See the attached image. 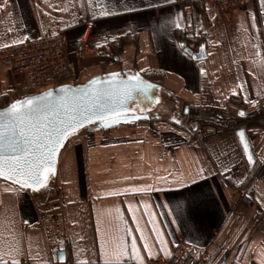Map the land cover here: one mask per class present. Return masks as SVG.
<instances>
[{
	"label": "crops",
	"instance_id": "crops-1",
	"mask_svg": "<svg viewBox=\"0 0 264 264\" xmlns=\"http://www.w3.org/2000/svg\"><path fill=\"white\" fill-rule=\"evenodd\" d=\"M191 24L204 61L185 51ZM59 32L77 84L141 74L174 125L76 136L41 194L0 180V264H164L178 245L205 264H264V0L223 14L198 0L190 18L176 0H0V47ZM37 91L0 65V108ZM184 104L203 112L193 128Z\"/></svg>",
	"mask_w": 264,
	"mask_h": 264
},
{
	"label": "water",
	"instance_id": "water-1",
	"mask_svg": "<svg viewBox=\"0 0 264 264\" xmlns=\"http://www.w3.org/2000/svg\"><path fill=\"white\" fill-rule=\"evenodd\" d=\"M185 51L197 62L206 59L204 45H201L199 51L196 53L188 49H185ZM93 81L95 83H92ZM100 89L109 92L110 95L94 104L92 97L95 96L96 90ZM49 93L51 95H48ZM35 97H45L46 99L41 101V103L47 104L50 101L55 108V111L49 114V120L46 123L52 126L67 128L68 131V134L60 138L58 143H56L55 136H53L51 141L41 137L44 143L48 145L47 148L43 149L50 169L46 173L48 179L43 184H35L29 181L28 185H24L23 179L25 178L13 172L10 167H5L2 170L3 175H0V179L4 182L34 194H41L54 184L58 177V168L62 153L66 149L70 138L86 129H102L108 132L120 125L150 120L174 125L169 119L162 118L158 114L159 108H162L164 105L162 87L150 82L141 74L134 72L118 71L106 73L84 83L62 84L17 101ZM11 104L0 108V112L7 111ZM241 112L245 115L240 116L239 113ZM202 113L192 105L184 104L181 116L187 118L190 126L193 128V123L197 120L196 118L203 119ZM72 116H76V121L72 122L70 120ZM237 117L247 118L248 114L240 110L238 111ZM62 121L74 123V127H70L69 123L61 124ZM241 133H243L242 136ZM236 134L238 135L244 155L249 163L252 164L254 156L245 129L237 130ZM12 155L14 153L10 149L5 152V156L8 158ZM15 155H20V153H15ZM41 179H43V176H41ZM58 256L60 262L65 261V254L63 252H60Z\"/></svg>",
	"mask_w": 264,
	"mask_h": 264
},
{
	"label": "built area",
	"instance_id": "built-area-1",
	"mask_svg": "<svg viewBox=\"0 0 264 264\" xmlns=\"http://www.w3.org/2000/svg\"><path fill=\"white\" fill-rule=\"evenodd\" d=\"M176 1L181 4L184 15L187 18L192 17L193 5L197 0ZM205 1L217 14H223L239 9L251 0ZM93 26L92 21L86 23V28L76 45L79 54L87 50ZM186 32L187 47L196 52L199 44L196 27L188 25ZM0 65L8 66L15 75L26 77L29 83L39 90L73 78L67 58L66 39L62 32L0 47ZM164 264H205V253L195 247L178 245L174 248L172 257Z\"/></svg>",
	"mask_w": 264,
	"mask_h": 264
},
{
	"label": "snow or ice",
	"instance_id": "snow-or-ice-1",
	"mask_svg": "<svg viewBox=\"0 0 264 264\" xmlns=\"http://www.w3.org/2000/svg\"><path fill=\"white\" fill-rule=\"evenodd\" d=\"M109 95V92L103 89L96 90L92 102L98 103ZM45 99V97L26 98L11 104L7 111L0 112V175H3L2 170L5 167H10L13 172L25 178L24 185H28L29 181L43 184L48 179L46 173L50 169L43 151L48 145L41 137L51 141L55 136L58 143L60 138L68 134L67 128L46 123L49 120V114L53 113L55 108L50 101L47 104L41 103ZM239 115L245 114L241 112ZM76 119V116L70 118L72 122ZM64 123L74 127V123L61 122V124ZM9 149L14 153L10 158L5 156V152Z\"/></svg>",
	"mask_w": 264,
	"mask_h": 264
},
{
	"label": "rangeland",
	"instance_id": "rangeland-1",
	"mask_svg": "<svg viewBox=\"0 0 264 264\" xmlns=\"http://www.w3.org/2000/svg\"><path fill=\"white\" fill-rule=\"evenodd\" d=\"M72 81H71V83L72 84H77L78 82L77 81H75V80H73V79H71ZM141 124H145V122H140ZM139 123V124H140ZM126 127H128V128H132V127H129V126H125V125H123V126H120V127H115V128H113V129H111L112 131L114 130V129H127ZM102 129H93V130H89V129H86V130H84V131H82V132H80L79 134H77V135H75V136H73L72 138H70V140H69V142H68V145L70 144V143H72L73 141H74V138H76V136H78V135H80V134H86V133H94V132H96V131H101ZM110 131V130H109ZM109 133V132H108ZM108 133H105V134H108ZM111 133V132H110ZM134 136H137V135H134ZM67 145V146H68ZM54 184H52L51 185V187L53 186ZM50 189V188H49Z\"/></svg>",
	"mask_w": 264,
	"mask_h": 264
},
{
	"label": "flooded vegetation",
	"instance_id": "flooded-vegetation-1",
	"mask_svg": "<svg viewBox=\"0 0 264 264\" xmlns=\"http://www.w3.org/2000/svg\"><path fill=\"white\" fill-rule=\"evenodd\" d=\"M163 107H164V106H162V108H163ZM162 108H161V109H162ZM162 110H163V109H162ZM160 114H161V113H160ZM163 114H164V111H162V115H163Z\"/></svg>",
	"mask_w": 264,
	"mask_h": 264
},
{
	"label": "trees",
	"instance_id": "trees-1",
	"mask_svg": "<svg viewBox=\"0 0 264 264\" xmlns=\"http://www.w3.org/2000/svg\"><path fill=\"white\" fill-rule=\"evenodd\" d=\"M1 180V179H0Z\"/></svg>",
	"mask_w": 264,
	"mask_h": 264
}]
</instances>
